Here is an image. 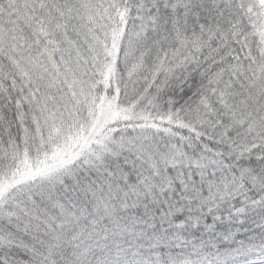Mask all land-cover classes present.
I'll return each instance as SVG.
<instances>
[{
  "label": "snow or ice",
  "instance_id": "snow-or-ice-1",
  "mask_svg": "<svg viewBox=\"0 0 264 264\" xmlns=\"http://www.w3.org/2000/svg\"><path fill=\"white\" fill-rule=\"evenodd\" d=\"M0 264H264V0H0Z\"/></svg>",
  "mask_w": 264,
  "mask_h": 264
}]
</instances>
